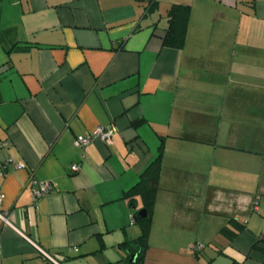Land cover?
Returning a JSON list of instances; mask_svg holds the SVG:
<instances>
[{
	"label": "crops",
	"instance_id": "obj_1",
	"mask_svg": "<svg viewBox=\"0 0 264 264\" xmlns=\"http://www.w3.org/2000/svg\"><path fill=\"white\" fill-rule=\"evenodd\" d=\"M160 146L142 264H264V0H0V162L25 165L0 169V264H126Z\"/></svg>",
	"mask_w": 264,
	"mask_h": 264
},
{
	"label": "trees",
	"instance_id": "obj_2",
	"mask_svg": "<svg viewBox=\"0 0 264 264\" xmlns=\"http://www.w3.org/2000/svg\"><path fill=\"white\" fill-rule=\"evenodd\" d=\"M190 15V7L182 4H172L167 10L168 26L162 38V44L169 48L181 49L185 43L187 24ZM161 152L159 147L158 154L155 159L144 169L136 184L124 193V197L128 198L131 205L135 206V196H140L142 201V209L145 216H140L138 211L134 214L135 223L140 228L138 237L123 242L121 246L124 248L128 257L126 264H142L144 253L148 248V236L151 226V216L154 208L156 193L158 190V179L161 169ZM264 154V151H262ZM221 232L228 238H232L234 232L226 227ZM254 249L264 251V248L253 245ZM200 250V249H194Z\"/></svg>",
	"mask_w": 264,
	"mask_h": 264
},
{
	"label": "built area",
	"instance_id": "obj_3",
	"mask_svg": "<svg viewBox=\"0 0 264 264\" xmlns=\"http://www.w3.org/2000/svg\"><path fill=\"white\" fill-rule=\"evenodd\" d=\"M114 129L111 127H97L94 131H91L90 133L83 134V135H77L73 137L72 139V146L75 148H78L80 150H84L94 138H98L104 143H110L112 139ZM2 145L5 147L7 146L6 142H3ZM83 156V154H82ZM7 165H12L15 169H22L25 165L23 162H15L11 157H8L4 159L2 162H0V169L5 168ZM71 171L76 172L79 170V166L77 164L71 165ZM32 183V195L33 200L36 201L41 196L47 194L51 191L53 188V183L50 181H38L34 178L31 179ZM2 200L1 192H0V203ZM258 204H259V198L255 197L252 203V211L258 212ZM0 219L5 222L9 223L7 220V213L0 211ZM130 220L133 222L132 216H130ZM192 249H201L202 246L199 243H196L191 246ZM76 251V249H74ZM46 256V254L44 253Z\"/></svg>",
	"mask_w": 264,
	"mask_h": 264
},
{
	"label": "water",
	"instance_id": "obj_4",
	"mask_svg": "<svg viewBox=\"0 0 264 264\" xmlns=\"http://www.w3.org/2000/svg\"><path fill=\"white\" fill-rule=\"evenodd\" d=\"M138 214L140 216H145L146 215V213H145V211L143 209H141L140 211H138Z\"/></svg>",
	"mask_w": 264,
	"mask_h": 264
}]
</instances>
